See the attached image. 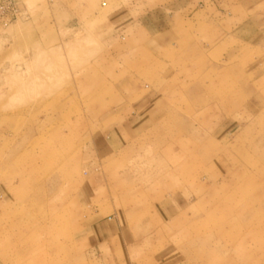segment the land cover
Returning <instances> with one entry per match:
<instances>
[{"label":"rangeland","instance_id":"374dc122","mask_svg":"<svg viewBox=\"0 0 264 264\" xmlns=\"http://www.w3.org/2000/svg\"><path fill=\"white\" fill-rule=\"evenodd\" d=\"M17 2L0 264H264V0Z\"/></svg>","mask_w":264,"mask_h":264},{"label":"built area","instance_id":"2783aa9c","mask_svg":"<svg viewBox=\"0 0 264 264\" xmlns=\"http://www.w3.org/2000/svg\"><path fill=\"white\" fill-rule=\"evenodd\" d=\"M0 10L10 9L11 12H8L3 17L0 18L1 21H12L16 19L19 15L18 13V2L17 0H1L0 1ZM2 14V13H1Z\"/></svg>","mask_w":264,"mask_h":264},{"label":"bare ground","instance_id":"6f19581e","mask_svg":"<svg viewBox=\"0 0 264 264\" xmlns=\"http://www.w3.org/2000/svg\"><path fill=\"white\" fill-rule=\"evenodd\" d=\"M214 74V73H213ZM225 75V74H224ZM192 89H193V87H192ZM220 89V88H219ZM205 92V91H204ZM224 101H225V99H224ZM224 103V102H223ZM220 105V104H219ZM225 105V104H224ZM195 120V119H194ZM186 124V123H185ZM191 124V123H190ZM188 130V129H187ZM191 135V134H190ZM181 136V135H180ZM184 136H185V134H184ZM185 137H187V136H185ZM203 137V136H202ZM182 138V137H181ZM191 139V138H190ZM179 140H180V138H179ZM206 140V139H205ZM204 140V141H205ZM177 141H178V139H177ZM203 141V142H204ZM182 142H185L184 140H182ZM202 143V142H201ZM200 143V144H201ZM218 143V142H217ZM185 145H187V144H185ZM205 145V144H204ZM218 145V144H217ZM182 146H184V145H182ZM194 147V146H193ZM193 147H191V148H193ZM206 147V146H205ZM226 147V146H225ZM196 148V147H195ZM244 148V147H243ZM172 150V149H171ZM243 150V149H242ZM249 150V149H248ZM200 152V151H199ZM240 152H242V151H240ZM245 152V151H244ZM248 152V151H247ZM182 153V152H181ZM182 154H184V153H182ZM204 154V153H203ZM239 154V153H238ZM247 154H249V152L247 153ZM185 155V154H184ZM240 155H241V153H240ZM179 156V155H178ZM186 157V156H185ZM202 157H203V155H202ZM179 158V157H178ZM208 158V157H207ZM242 158V157H241ZM240 158V159H241ZM249 158V157H248ZM257 158V157H256ZM250 159V158H249ZM187 160V159H186ZM189 160H191V159H189ZM167 161V160H166ZM179 161V160H178ZM192 161V160H191ZM214 161V160H213ZM184 164H185V162H184ZM186 167H187V165H186ZM204 167H206V166H204ZM240 167V166H239ZM259 170H260V168H259ZM264 170V169H263ZM185 171H187V170H185ZM259 173H260V171H259ZM247 176V175H246ZM222 177V176H221ZM200 178V177H199ZM215 179V178H214ZM178 180V179H177ZM256 180V179H255ZM203 182V181H202ZM239 182H241V181H239ZM249 182V181H248ZM222 183V182H221ZM199 186V185H198ZM206 187V186H205ZM199 188H200V186H199ZM203 191V190H202ZM202 193V192H201ZM258 193V192H257ZM261 193V192H260ZM219 195V194H218ZM201 196V195H200ZM221 198V197H220ZM260 198V197H259ZM220 201V200H219ZM213 203V202H212ZM221 203V202H220ZM215 203H213V205H214ZM222 204V203H221ZM218 206V205H217ZM236 206H238V205H236ZM210 207V206H209ZM235 207V206H234ZM239 207H241V206H239ZM242 207H243V205H242ZM233 210V209H232ZM230 212H231V210H230ZM247 214V213H246ZM213 215H214V213H213ZM223 216V215H222ZM225 216V215H224ZM230 216V215H229ZM234 216H235V214H234ZM248 216V215H247ZM246 216V217H247ZM253 217H254V215H252ZM251 216V217H252ZM204 217V216H203ZM250 217V218H251ZM201 218V217H200ZM260 218V217H259ZM264 218V217H263ZM253 219V218H252ZM204 220V219H203ZM213 220V219H212ZM263 220V219H262ZM214 221V220H213ZM249 221H250V219H249ZM252 221V220H251ZM242 222H243V220H242ZM252 223V222H251ZM264 223V222H263ZM244 224V223H243ZM252 225V224H251ZM263 225V224H262ZM245 228H246V225H245ZM247 229V228H246ZM197 230V229H196ZM196 230H194V231H196ZM241 231V230H240ZM235 232V231H234ZM248 232V231H247ZM227 233V232H226ZM255 233V232H254ZM254 235V234H253ZM248 236V235H247ZM209 237V236H208ZM226 237V236H225ZM259 237V236H258ZM207 238V237H206ZM244 238V237H243ZM263 238H264V235H263ZM221 239V238H220ZM241 240V239H240ZM262 240V239H261ZM232 241V240H231ZM248 242V241H247ZM252 242H254V241H252ZM262 242V241H261ZM260 243V242H259ZM238 244V243H237ZM252 244V243H251ZM248 245V244H247ZM255 245V244H254ZM232 247V246H231ZM238 248V247H237ZM244 249V248H243ZM242 257V256H241ZM244 262V261H243Z\"/></svg>","mask_w":264,"mask_h":264}]
</instances>
